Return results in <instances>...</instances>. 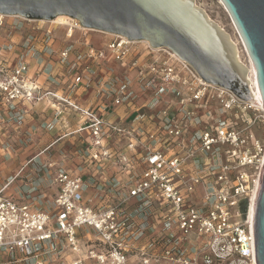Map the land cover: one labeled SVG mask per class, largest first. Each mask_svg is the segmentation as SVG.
<instances>
[{"label": "built area", "instance_id": "built-area-1", "mask_svg": "<svg viewBox=\"0 0 264 264\" xmlns=\"http://www.w3.org/2000/svg\"><path fill=\"white\" fill-rule=\"evenodd\" d=\"M8 17L17 16L0 14V29ZM27 21L10 24L32 44L0 58V105L70 109L89 141L80 167H58L49 206L0 190V264H253L264 106L205 81L168 48L111 34L102 47L84 36L54 50V22ZM64 25L68 40L89 30ZM33 49L48 56L35 73ZM109 57L122 74L102 68ZM62 68L72 91L94 84L105 111L47 87ZM120 106L134 118L117 115Z\"/></svg>", "mask_w": 264, "mask_h": 264}, {"label": "water", "instance_id": "water-1", "mask_svg": "<svg viewBox=\"0 0 264 264\" xmlns=\"http://www.w3.org/2000/svg\"><path fill=\"white\" fill-rule=\"evenodd\" d=\"M198 0H0V14L53 21L61 15L82 27L168 48L205 81L264 106V0H222L248 51L262 98L231 34ZM254 245L264 264V165L253 210Z\"/></svg>", "mask_w": 264, "mask_h": 264}, {"label": "crops", "instance_id": "crops-1", "mask_svg": "<svg viewBox=\"0 0 264 264\" xmlns=\"http://www.w3.org/2000/svg\"><path fill=\"white\" fill-rule=\"evenodd\" d=\"M57 38H59V33L57 34L56 30L54 40H52V48L54 50H59L68 43L72 42L65 38L68 41L64 39V43H61L57 41ZM92 42L97 47H102L106 43V41H99L97 43L94 41ZM75 45L77 46V43ZM36 47H39L40 49L42 48L40 44ZM40 51L41 50L37 51V49H33V53H31L33 55L30 58V63L33 68V73H35V71H38L39 69L36 65L37 59L39 60L41 56H44L45 58L48 57L46 54H42V52ZM18 56L19 55H0V58L8 57L11 60H16ZM50 61H52V63L54 62V60ZM101 65L104 70L113 69L115 71H118L120 74H122L124 71V68L110 57L102 61ZM71 80L72 77L68 76L67 69L62 68L60 73L54 79L55 82L46 83V86L50 87L53 90H57L59 95H71L81 106L99 107L101 111H105L102 99H100V97H98L96 92L94 91V84H92L88 88L81 87L76 91H72L68 87V84ZM19 110H22L25 116L22 124L16 123L12 120L13 118L9 120L10 117L13 116V113ZM115 111L117 115L121 116L126 120L134 118V115H132L130 112L125 111L124 106L117 107ZM54 117L56 118L58 124H56L52 130L45 129V126H47V124L45 123H50L51 119ZM78 128L79 120L74 113L70 112V109H66L61 116H56L55 108L45 102H39L34 104L19 103L17 104L16 109H14L12 112L9 111L6 106L0 105V136L1 139L4 140L5 145H7L8 147V150H5L4 148L1 149L0 147V189L4 185L5 179L7 177L16 176V179H14L5 188V190L3 191V195L7 197H12L17 200H21L17 197L20 188H22L24 191H27V189L29 190L30 187L35 186L37 185V183H39V180L36 183H34L33 181L34 178L38 177V171L42 169L40 165L50 160L44 150H48L50 148L53 150L57 149L58 151L53 155L56 156V163L60 166L62 162H66L64 156L59 153V150L64 148L61 140L63 137L66 136V133L69 134L67 141L75 143L76 149H78L76 152H74L76 155V163L78 165L82 164V152L84 150V145L88 143L89 139L88 131H78ZM47 132H55L56 138L51 139L50 142H47ZM58 132L61 135H59ZM27 134H32V136L36 135L37 139L32 141V143L26 142L24 144H21L17 142V137L19 138L22 135L26 136ZM124 144L125 141L121 142L119 148H122ZM66 165H70V163ZM108 172L113 173V169L109 170ZM94 174L96 173H92V175ZM41 181L44 182L45 178L43 180H40V182ZM52 185V196L50 199L53 200L58 191V186L55 183V177ZM52 200L50 202H52Z\"/></svg>", "mask_w": 264, "mask_h": 264}, {"label": "rangeland", "instance_id": "rangeland-1", "mask_svg": "<svg viewBox=\"0 0 264 264\" xmlns=\"http://www.w3.org/2000/svg\"><path fill=\"white\" fill-rule=\"evenodd\" d=\"M201 6H203L205 9H207L208 13L210 14V16L216 20L219 24H221L231 35L232 37H235V32H234V28L232 25V21L230 20L228 13L224 10V8L218 3L217 0H198L197 1ZM8 24L5 28L0 29V55H11V56H16V55H20L21 52L28 46H31L32 41L29 40L28 36L20 31L17 30H12V25L16 24V25H25V24H34L33 22L27 21L25 19H22L20 17H8L7 18ZM11 24V26H10ZM55 26L56 30H57V34L59 33V38H57V41L59 42H63L66 40L65 39V31H66V27L64 25V23L61 22H54L51 23ZM48 24V25H51ZM85 34L79 30L75 33L74 37L72 38V42L70 43H77V46L80 47V40L86 36L89 37V39L91 41L94 42H104V41H108L112 35L109 33H105V32H100V31H93V30H87L84 31ZM65 39V40H64ZM68 41V40H66ZM142 44H145L144 42ZM243 57L246 58V56L243 54ZM9 111H13L11 109H9ZM13 118V119H12ZM25 116L24 113L22 112V110L16 111L15 113H13V116L10 117L9 120H13L18 124H22L23 120H24ZM47 124V126H45V129L47 130H52L53 127H55L56 124H58L56 118H52L50 123H45ZM44 128V127H43ZM254 132L256 133L257 136L261 137L262 135V131L259 130L258 128H254ZM59 133V132H58ZM43 134V133H42ZM41 134V135H42ZM55 132H47L48 135V139L47 142H50L51 139H55ZM64 134V133H62ZM38 135V134H37ZM59 135H61L59 133ZM58 135V136H59ZM66 136L62 138V143H63V147L59 150V153H61V155L64 156L66 162H62V166H67V168H78L80 167V165H78L76 163V155L74 152H76L78 149H76V144L75 143H71L69 141H67L68 135L69 134H65ZM1 139V136H0ZM35 139H37L36 135L32 136V134H27L20 136L19 138L17 137V142L24 144L26 142H30L32 143V141H34ZM2 141V142H1ZM0 141V147L1 149L4 148L5 150H8L7 145H5V142L3 139H1ZM58 150H53V149H48V150H44V152L46 153V155L48 156V158L51 160H49L48 162H45L44 164L40 165L42 169H40V171H38V177L34 178V183H36L38 180L39 183H37V185L32 186L29 188V190L27 189V191L23 190L22 188H20L19 190V196L17 195V197L21 200L30 202L31 204H34L36 207L39 208H43L45 206H49L50 205V201L52 199L51 198V192H52V184L54 182V177L56 175V171L58 169V164L56 163V156H53L54 153H56ZM56 155V154H55ZM70 163V165H66ZM45 178V183L44 182H40V180H43ZM16 179V176H9L5 179L4 185L2 186V188L0 190H5V188L14 180ZM50 199V200H49Z\"/></svg>", "mask_w": 264, "mask_h": 264}, {"label": "bare ground", "instance_id": "bare-ground-1", "mask_svg": "<svg viewBox=\"0 0 264 264\" xmlns=\"http://www.w3.org/2000/svg\"><path fill=\"white\" fill-rule=\"evenodd\" d=\"M218 3L224 8V10L228 13L225 5L223 4L222 0H217ZM207 10V9H206ZM208 12V11H207ZM228 16L230 18V20L232 21L229 13H228ZM73 18L69 17V16H65V15H61L59 16V18H56L55 20H53V22H62V23H68L70 22V20H72ZM221 25V24H220ZM232 25H233V28H234V32H235V37H232L235 41V44L237 46V49H238V56H239V59L247 64V66L249 67V72H250V75H251V78H252V81H253V84H254V87H255V90H256V94H257V97L258 99L262 98L261 96V92L259 90V87H258V84L256 82V78H255V68H254V65L251 61V58L248 54V51L237 31V28L235 26V24L233 23L232 21ZM222 26V25H221ZM223 27V26H222ZM84 28V27H83ZM89 30H93V29H89ZM93 31H97V30H93ZM102 32V31H100ZM232 36V35H231ZM136 42H145V41H136ZM147 43V42H146ZM243 54L246 56V58L243 57ZM254 199H255V196L253 197V202H254ZM250 216L252 217L253 219V209H251V212H250ZM253 264H258L257 263V260H255V262Z\"/></svg>", "mask_w": 264, "mask_h": 264}]
</instances>
